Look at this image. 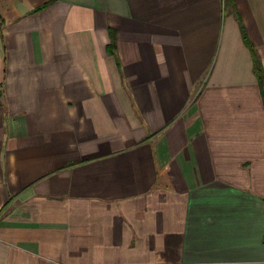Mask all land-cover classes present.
Segmentation results:
<instances>
[{
	"label": "crops",
	"instance_id": "crops-1",
	"mask_svg": "<svg viewBox=\"0 0 264 264\" xmlns=\"http://www.w3.org/2000/svg\"><path fill=\"white\" fill-rule=\"evenodd\" d=\"M242 26L264 68V0H0V264H264Z\"/></svg>",
	"mask_w": 264,
	"mask_h": 264
},
{
	"label": "trees",
	"instance_id": "trees-1",
	"mask_svg": "<svg viewBox=\"0 0 264 264\" xmlns=\"http://www.w3.org/2000/svg\"><path fill=\"white\" fill-rule=\"evenodd\" d=\"M242 34H243V38L245 43L250 47V50L252 52V56H253V62H254V71L256 73V76L258 78V82H259V86H260V90L262 93V96L264 97V68H263V64L260 58V55L258 53V51L256 50V48L249 42V38L247 35V32L245 30V28L242 26ZM112 42L110 43V50L113 52V47L114 45V34H113V29H112Z\"/></svg>",
	"mask_w": 264,
	"mask_h": 264
}]
</instances>
